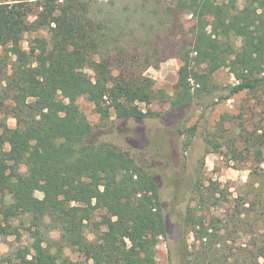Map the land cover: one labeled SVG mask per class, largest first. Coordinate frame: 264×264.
<instances>
[{
  "label": "trees",
  "instance_id": "1",
  "mask_svg": "<svg viewBox=\"0 0 264 264\" xmlns=\"http://www.w3.org/2000/svg\"><path fill=\"white\" fill-rule=\"evenodd\" d=\"M106 1L0 0V222L11 228L10 220L27 219L34 238L30 252L7 264H80L66 248L90 264H158L157 244L168 236L158 184L114 143L90 140L79 98L105 127L111 113L118 120L157 116L139 103L178 109L204 101L221 68L236 83L208 107L243 92L264 94V0H117L111 12L96 8ZM182 15L193 20L189 41L171 32ZM31 33L37 36L24 48ZM170 55L181 63L172 95L145 75ZM237 128L209 133L205 152L218 151L221 139L231 158L254 167L232 200L196 170L182 222L192 239L186 264H264V126ZM196 130H179L188 134L185 147ZM91 202L106 208L105 229L84 244ZM222 203L230 206L210 212ZM238 235L246 242L235 251L228 243Z\"/></svg>",
  "mask_w": 264,
  "mask_h": 264
},
{
  "label": "rangeland",
  "instance_id": "2",
  "mask_svg": "<svg viewBox=\"0 0 264 264\" xmlns=\"http://www.w3.org/2000/svg\"><path fill=\"white\" fill-rule=\"evenodd\" d=\"M116 2L117 0H107L105 4L96 8L111 12ZM32 19L31 16L30 20ZM178 24V29L175 28L171 32L176 35L178 41H189L190 28L193 25L191 16H180ZM35 36L37 33L25 34L23 47L26 48L27 41ZM236 45H239L238 41ZM180 65L178 58L170 55L157 68H148L145 75L154 81L156 89L164 90L168 95H172ZM213 81L216 91L204 98V101H193L178 109H171L168 101L157 100L150 105L139 103L143 111L150 110L157 116L118 120L111 113L109 124L105 127L99 120V115L95 112L92 103L84 97L77 100L80 111L86 116L93 129L89 136L90 140L94 143L103 141L114 143L138 164L145 166L158 184L168 233L167 238L159 240L156 247L155 257L158 264H186L187 246L192 239L188 233H185L182 222L187 204H192L191 186L196 178V170L201 169L204 184L216 183L226 199L232 200L242 192L249 169L254 167L249 161L231 158L228 148L221 139H218L221 143L218 151L209 148V152H205L208 148L205 139L209 133H214L219 127L226 129L227 132L224 134L229 135L232 132L239 134L240 131L237 128L239 125H243L247 130L264 126L262 113L264 94L253 95L243 92L208 107L207 104L212 103L216 96L227 95V87L236 83L227 68L214 72ZM5 122L8 127H15L14 119L6 118ZM193 125L197 126L195 137L191 144L185 147L188 134L180 135L179 130L182 131ZM3 147L8 148L6 145ZM238 149L240 150L241 146H238ZM36 196L41 197V194L36 192ZM91 203L93 207L83 213L85 219L83 224L86 225L84 244L93 240L97 228L105 229L103 221L107 215L106 208L99 203ZM229 206V203H222L218 209H211L210 212L217 210L223 212ZM9 223L11 228L0 222V264H7L5 260L8 257H15L19 251L30 252L34 241L27 230V219L24 224H20L18 219H12ZM23 225L25 227H22ZM49 236L52 240L58 239L56 231L51 232ZM245 239L243 236H234L233 241H230L228 245L237 251L243 248ZM64 254L76 263L90 264L83 259L81 252L76 248H66ZM27 258L29 259L30 256L27 255ZM15 261L18 262L17 259Z\"/></svg>",
  "mask_w": 264,
  "mask_h": 264
}]
</instances>
